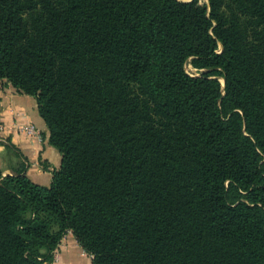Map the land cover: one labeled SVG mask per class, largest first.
Wrapping results in <instances>:
<instances>
[{"label": "trees", "instance_id": "1", "mask_svg": "<svg viewBox=\"0 0 264 264\" xmlns=\"http://www.w3.org/2000/svg\"><path fill=\"white\" fill-rule=\"evenodd\" d=\"M3 78L62 159L0 167V264H264V0H0Z\"/></svg>", "mask_w": 264, "mask_h": 264}, {"label": "crops", "instance_id": "2", "mask_svg": "<svg viewBox=\"0 0 264 264\" xmlns=\"http://www.w3.org/2000/svg\"><path fill=\"white\" fill-rule=\"evenodd\" d=\"M26 123L35 124L38 134L18 129ZM49 137L36 98L18 91L7 79H0V167L3 173L24 172L35 183L49 185L53 171L60 167L62 159L61 152L50 143ZM65 235L77 242L71 231Z\"/></svg>", "mask_w": 264, "mask_h": 264}, {"label": "rangeland", "instance_id": "3", "mask_svg": "<svg viewBox=\"0 0 264 264\" xmlns=\"http://www.w3.org/2000/svg\"><path fill=\"white\" fill-rule=\"evenodd\" d=\"M207 3L208 0H198ZM186 71L191 75H199L203 70L194 67L190 60L185 63ZM49 264H92V256L87 254L70 235H65L60 241L58 249L54 252Z\"/></svg>", "mask_w": 264, "mask_h": 264}, {"label": "built area", "instance_id": "4", "mask_svg": "<svg viewBox=\"0 0 264 264\" xmlns=\"http://www.w3.org/2000/svg\"><path fill=\"white\" fill-rule=\"evenodd\" d=\"M18 129L28 133V134H38V129L33 123L22 124L18 127Z\"/></svg>", "mask_w": 264, "mask_h": 264}, {"label": "water", "instance_id": "5", "mask_svg": "<svg viewBox=\"0 0 264 264\" xmlns=\"http://www.w3.org/2000/svg\"><path fill=\"white\" fill-rule=\"evenodd\" d=\"M222 82H224V79H223V81Z\"/></svg>", "mask_w": 264, "mask_h": 264}]
</instances>
